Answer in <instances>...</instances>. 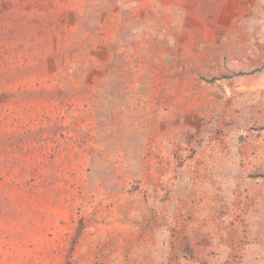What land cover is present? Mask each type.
<instances>
[{
  "label": "rangeland",
  "instance_id": "rangeland-1",
  "mask_svg": "<svg viewBox=\"0 0 264 264\" xmlns=\"http://www.w3.org/2000/svg\"><path fill=\"white\" fill-rule=\"evenodd\" d=\"M0 264H264V0H0Z\"/></svg>",
  "mask_w": 264,
  "mask_h": 264
}]
</instances>
